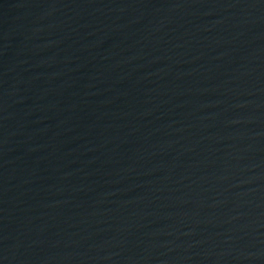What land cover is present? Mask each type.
<instances>
[{
  "label": "water",
  "instance_id": "1",
  "mask_svg": "<svg viewBox=\"0 0 264 264\" xmlns=\"http://www.w3.org/2000/svg\"><path fill=\"white\" fill-rule=\"evenodd\" d=\"M0 264H264V0H0Z\"/></svg>",
  "mask_w": 264,
  "mask_h": 264
}]
</instances>
